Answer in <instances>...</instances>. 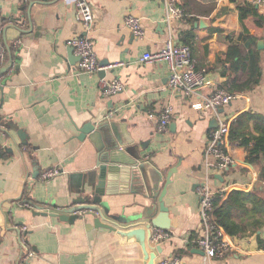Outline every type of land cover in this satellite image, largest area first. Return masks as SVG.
Returning <instances> with one entry per match:
<instances>
[{
    "label": "crops",
    "instance_id": "1",
    "mask_svg": "<svg viewBox=\"0 0 264 264\" xmlns=\"http://www.w3.org/2000/svg\"><path fill=\"white\" fill-rule=\"evenodd\" d=\"M176 1L183 15L167 19L166 0H89L94 21L87 29L72 0H0V45L6 57L0 69L8 67L0 72V264H158L175 256L182 264H264L259 244L264 225L229 236L234 248L224 259L209 260L205 253L194 251L201 249L196 241L203 233L202 185L214 192L226 190L223 198L235 189L264 187L262 167L247 162L246 148L232 144L230 132L222 146L236 165L220 169L207 152L220 120L231 127L244 112L264 114V48H258L264 28L260 31L254 20L246 21L250 35L259 37V84L231 91L234 79L237 85L248 79L247 72L237 67L239 56L234 53V46L241 58L249 51L238 7L247 1ZM247 3L264 15V7ZM129 14L141 19L143 37L126 26ZM75 35L91 38L99 62L111 64L103 68L105 76L82 71L74 49L70 60L69 40ZM169 38L190 45L197 69L206 74L207 86L199 95L173 90L166 62L139 61L145 52L162 49ZM102 79H118L124 89L106 96ZM216 88L234 93L235 98L218 111L196 106ZM167 107L172 115L162 130ZM89 122L106 127L124 158L150 162L132 172L121 169L111 174L103 197L109 208H101L100 214L120 231L143 229L145 250L139 237L128 239L118 231L96 228L91 212L73 223L51 216L76 206L75 199L90 191L89 174L97 169L98 144L105 136L93 141L83 135L81 129ZM150 167L177 171L164 197L170 236L157 240L152 235L148 241L146 223L153 213L150 176H156ZM50 168H59L60 173L41 180L42 172ZM165 184L163 177L159 190Z\"/></svg>",
    "mask_w": 264,
    "mask_h": 264
},
{
    "label": "built area",
    "instance_id": "2",
    "mask_svg": "<svg viewBox=\"0 0 264 264\" xmlns=\"http://www.w3.org/2000/svg\"><path fill=\"white\" fill-rule=\"evenodd\" d=\"M258 7H264V0H245ZM77 8V17L84 23L87 29L92 27L94 21V13L89 0H72ZM168 5L167 19L181 17L183 15L182 8L176 0H166ZM125 24L132 29L138 37L145 35V28L140 18L129 14L126 16ZM3 20L0 17V32L2 31ZM70 46L73 47L74 53L79 57V65L82 71L87 73H97L104 67L99 62V58L94 46V42L88 36L75 35L69 40ZM5 49L0 45V67L5 63ZM141 63L149 62H166L169 65V86L173 90L182 91L186 96L199 95L200 91L207 86V77L204 72L198 70L193 57L190 45L185 43H177L169 38L165 46L158 51H147L139 59ZM0 76V84L2 82ZM102 92L106 96H113L124 89V84L118 80L101 81ZM235 98V94L221 88H216L209 96L201 99L196 106L202 109L218 111L224 105H227ZM172 108L167 107L162 113L161 129L166 130L170 123ZM230 125L220 120L219 128L215 129L211 134L208 146V154L213 156L218 168L226 170L236 165V160L222 146L223 138L230 132ZM60 173L59 168H50L42 172L40 179L49 180L56 177ZM216 193H220L221 197L225 196L226 190H218L214 192L207 184L201 186L200 194L202 196L200 214L203 221V233L197 239V244L201 248L206 257L211 259H224L234 248L231 238L220 227V225L211 217L213 201ZM154 239H164L170 236V232L164 229L154 231ZM158 264H182L180 257L165 258Z\"/></svg>",
    "mask_w": 264,
    "mask_h": 264
},
{
    "label": "trees",
    "instance_id": "3",
    "mask_svg": "<svg viewBox=\"0 0 264 264\" xmlns=\"http://www.w3.org/2000/svg\"><path fill=\"white\" fill-rule=\"evenodd\" d=\"M236 1V0H232ZM240 20L246 29V39L249 51L244 57L239 55V49L234 46L236 56H239L237 67L246 71L248 79L241 85H237L234 79L230 82L231 91L248 90L259 84L262 76L261 51L257 48L259 37L250 35L246 21L254 20L255 25L261 31L264 28V15L259 9L247 2L239 4ZM189 43V41H186ZM233 52L230 50V55ZM241 58V59H240ZM254 126L251 128V122ZM229 139L232 144L243 146L247 150V162L260 165V186L264 185V114L261 112H244L240 114L230 127ZM211 217L220 225L228 236L245 233L250 228L260 229L264 225V187L259 186L253 190H232L225 198L217 195L214 198ZM259 244L264 248V239H259Z\"/></svg>",
    "mask_w": 264,
    "mask_h": 264
},
{
    "label": "water",
    "instance_id": "4",
    "mask_svg": "<svg viewBox=\"0 0 264 264\" xmlns=\"http://www.w3.org/2000/svg\"><path fill=\"white\" fill-rule=\"evenodd\" d=\"M202 22L203 21H201V24ZM258 48H264L263 40H260L258 42ZM72 55L73 48L71 47V55H69L70 60ZM100 64L102 66L109 65V63H106V61ZM7 69V66L3 67L0 69V72L5 73ZM105 73L106 72L104 70L100 71V74L102 76H105ZM81 132L83 135L88 136L93 141L98 140L102 134H104L105 136L104 143L98 144L97 169L91 171L89 174L90 180L88 186L90 187V191L84 193V197L81 196L75 199V203L77 204L76 206L71 207L70 209H65L63 211L52 212L51 216L57 217L63 221L73 223L76 219H83L86 212H91L95 215L94 226L96 228L108 231H118L122 236L128 239L139 237V241L145 250L147 244L144 241L146 240V238L144 236L145 233L143 229L135 228L129 231H120L118 230L119 227L115 226L114 224L111 225L108 222L103 221L100 217V214L102 213L101 208L106 211L109 208L108 204L103 201V197L106 195V186L109 183L111 174L121 172L122 170H124L125 172H132L131 170H134L138 166H142L143 163H145L148 167L150 162L146 163L141 158H137L135 160L124 158L122 156V153H120L119 151V145L117 141L114 137L112 138V136H109V132L106 130L105 126H98L95 123L89 122L86 123V125L81 129ZM22 133L23 132H19L21 138H23ZM150 168L153 169V167ZM154 171L156 173V176L154 174L150 176L152 181V191L150 197L153 199V213H151L150 217H148L150 221L146 223L148 241L152 239V228L154 230H167L170 228V223L168 221L169 209L165 204L164 197L167 193V185L172 181V175L177 171V168L172 167L169 171H156V169ZM163 177H165L166 179V184L162 190H159L158 181ZM250 177L252 178V175ZM109 216L110 218L118 222H128V220H123L122 217H116L113 215ZM194 251L204 254V251L201 249H194ZM151 264L154 263L151 261Z\"/></svg>",
    "mask_w": 264,
    "mask_h": 264
}]
</instances>
